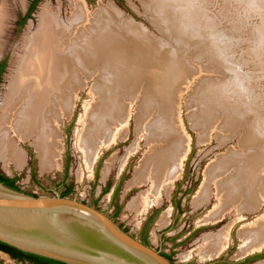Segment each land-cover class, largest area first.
<instances>
[{
    "label": "rangeland",
    "instance_id": "obj_1",
    "mask_svg": "<svg viewBox=\"0 0 264 264\" xmlns=\"http://www.w3.org/2000/svg\"><path fill=\"white\" fill-rule=\"evenodd\" d=\"M82 1L93 13L101 5L113 9L114 29L122 40L115 44L111 43L112 40L102 41L98 51L114 53L117 56L114 67L124 62L122 55L128 51L143 54L145 58L141 63L131 59L136 70L137 66L142 67L141 75L136 76L126 69L133 73L129 74L133 82L115 83L118 88L114 90L109 111L114 120L108 121L109 125L99 123L98 128L95 121H91L92 112H97L102 102L95 88L103 86L106 81H113L114 76L112 79L109 77L112 67H106L105 61L98 60L91 79L87 78L88 71L84 68L74 108L61 126L62 146L55 167L42 170L39 153L30 141H26L19 142L25 150L24 164L18 167L14 163H4L0 158L1 172L10 178L17 177V185L22 191L39 196L54 195L55 192L61 194L73 186L71 197L87 203L96 200L110 182L109 190L101 195L98 204L109 214L113 209L112 194L124 174L125 180L118 194V200L124 203L119 220L135 233L142 225L143 213L147 209L138 212L133 204L151 188L149 184L131 185L136 168L153 146L167 150L178 145L180 160H183L180 177L160 198L148 193V201L161 203L163 198L168 199L174 192L180 199L184 211L179 215L173 212L175 217L178 216L174 218L177 223L166 234H175L179 242L187 238L179 247L182 261L193 264H264V253L254 251L239 256L244 245L240 237L243 229L264 224V52L254 51L256 27L264 23V15L249 14L248 0ZM70 2L41 0L30 18L23 21L32 0H0L5 13L0 30V66L6 63L0 82V111L9 93L21 40L29 28L37 29L41 8L49 4L52 10L62 11L67 17L71 12ZM260 7L264 8V5ZM139 31L149 41L141 43L137 37ZM219 37L224 39L221 41ZM230 64L241 69L240 86L233 83L235 77L229 70ZM105 72H110L109 76ZM143 72L148 73L144 75ZM84 123L85 136L94 137L90 132L96 128L98 133L107 128L104 131L108 133L109 126L115 132L113 140L104 145L90 169L85 164L86 152L76 147L75 132L81 130ZM157 129H167V133L160 135ZM162 140H168V147ZM229 160L241 162L242 173L251 170L252 191L254 189L261 194L262 202L255 206L254 211L239 212V203L244 201L241 200L221 220L207 222L219 204V183H216L236 177L238 168L230 169ZM220 165L223 170L218 171ZM212 171L220 173L221 177H214L216 181L210 182V198L197 205L195 199L207 185V174ZM84 172L87 174L83 176ZM231 183L234 184L233 179ZM135 186V191L127 195ZM251 187L242 188L243 195L252 192ZM169 199L151 228L155 243L161 231L165 230L158 226L159 221L172 210ZM228 228L229 246L219 253H211L210 257L204 256L209 245L206 240ZM0 264L28 263L7 258L0 252Z\"/></svg>",
    "mask_w": 264,
    "mask_h": 264
},
{
    "label": "bare ground",
    "instance_id": "obj_2",
    "mask_svg": "<svg viewBox=\"0 0 264 264\" xmlns=\"http://www.w3.org/2000/svg\"><path fill=\"white\" fill-rule=\"evenodd\" d=\"M71 12L64 17L61 12L52 10L49 4L41 8L39 14V24L35 31L31 28L21 40V45L16 55L14 76L9 84L8 94L0 111V158L4 163H14L18 167L25 162V153L19 142L30 141L32 146L39 153L41 168L47 169L57 164L61 152L62 132L61 126L64 119L69 115L76 99V91L83 79V70L88 71L87 78H93L94 71L98 66V60L106 62V67H112V74L105 72L113 81L109 80L103 86L95 88V92L100 95L101 104L98 111H93L91 121H95V125L99 128V123L109 125L108 121L114 120L112 109L114 90L118 88L115 83L126 82L132 79L129 77V71L141 75L142 67L134 68L131 59L134 61H142L145 56L143 54L126 52L122 56L125 57L124 62L117 63L114 60L115 54L98 51L100 42L112 40L120 43V37L115 31V15L113 9L109 6H102L94 13L90 12L82 0H71ZM5 13L0 7V30L3 27ZM141 43L149 41L145 35L139 31L137 36ZM120 46V45H119ZM127 69V70H126ZM130 71V72H131ZM131 73L130 75H133ZM148 73V72H147ZM143 72V74H147ZM150 73V72H149ZM156 73V72H155ZM104 74V75H106ZM95 76V75H94ZM10 81V80H9ZM109 84V85H108ZM111 84L114 86H111ZM78 94V93H77ZM103 98V99H102ZM4 100V99H3ZM112 100V101H111ZM107 116V117H106ZM105 117V119H104ZM90 122V121H89ZM88 126V122L86 123ZM75 132L77 138V146L81 152H86L85 164L90 169L95 165L99 154L103 150L105 144L111 142L115 136L112 128L107 133L104 130L97 132L92 129L94 137H90L85 131V123ZM85 126V128H84ZM158 130L160 135L166 134V130ZM105 132V133H104ZM153 140H150L152 142ZM162 140L168 147V140ZM159 149L157 145L151 148V152L147 154L145 160H142L138 168H136L133 185H151L150 190L139 196L134 202L133 208L138 212L145 211L151 203L148 201V193L153 196L160 197L161 193L170 190L171 185L181 175L183 160H180L178 145L171 148ZM184 149V148H183ZM79 151V152H80ZM227 164L229 168H238L236 177H230L224 182H217L218 190V208L206 220L207 222H217L229 212L239 201L238 211L243 210L254 211L255 206L261 204V194L255 191L251 185L252 180L249 176L250 171L246 170L242 173L240 169L241 162L229 160ZM249 166V165H248ZM51 169V168H50ZM49 169V170H50ZM223 170L221 165L217 169ZM83 172V171H82ZM87 174L84 172L83 176ZM215 176L221 177V174L211 172L207 174V185L202 188L195 204H204L211 195L210 182H214ZM244 177V178H243ZM234 180V184L231 180ZM249 186L251 191L243 195L241 189ZM163 218L162 221H165ZM260 226V225H259ZM255 226V228H245L240 233V237L244 242L240 257L245 256L254 251L264 249V224L263 226ZM230 228L224 230L215 237L206 240L208 245L207 253L204 256H211L226 249L229 246ZM228 233V235H227ZM209 238V237H208Z\"/></svg>",
    "mask_w": 264,
    "mask_h": 264
},
{
    "label": "water",
    "instance_id": "obj_3",
    "mask_svg": "<svg viewBox=\"0 0 264 264\" xmlns=\"http://www.w3.org/2000/svg\"><path fill=\"white\" fill-rule=\"evenodd\" d=\"M0 242L65 264H175L103 209L56 192L32 196L1 182Z\"/></svg>",
    "mask_w": 264,
    "mask_h": 264
},
{
    "label": "flooded vegetation",
    "instance_id": "obj_4",
    "mask_svg": "<svg viewBox=\"0 0 264 264\" xmlns=\"http://www.w3.org/2000/svg\"><path fill=\"white\" fill-rule=\"evenodd\" d=\"M124 180H125V177L123 174L115 186L114 193L112 194L113 195V198H112L113 209H112V212L110 213V215L112 218H114L121 225V227H124L126 231L132 233V230L130 228H128V226L124 225L123 222H121L119 220V216L123 210L124 203H122L118 200V194L121 190V187L123 185ZM110 185L111 184L109 182L102 189L101 195H103L106 191L109 190ZM131 185H133V184H131ZM135 188H136V186L134 188H131L130 191L127 192L128 193L127 195H129V193L135 191L134 190ZM101 195L96 200H94L92 203H89V204L100 208V206L98 204L100 202ZM169 198L171 199V202H172V210L165 213V216H164L166 218L165 221H162L163 218L159 221L158 226L161 225L162 229H165V230L161 231V234H160L161 236H160V238H158L157 243H155L152 240L153 238L151 236V228H152V226H154L156 224L158 217L163 212L164 203ZM168 199L163 198L161 200L162 201L161 203H153V200H152L151 203L148 205L147 210L144 213L142 212L144 215V220L142 222V225H140L138 227V229L136 230V232L132 233V234L134 236L138 237L142 242L153 246L156 250L160 251L165 257L170 259L175 264H182V263L183 264H193L192 262L185 263L184 261H182V258H180V256H179V251H180L179 247L184 244V242L186 241L187 238H185L183 242H179L178 238H177V236H175V234H173V235L166 234L177 223V220L174 218H176L178 216L175 217V213L173 214V212L175 211V212H177V215H179L181 212L184 211V207L180 203V199L175 196V192L170 193V195L168 196ZM158 202H159V200H158ZM219 257L216 256L215 258H219ZM208 260H211V259H208ZM216 262L217 261H215L214 263H216ZM28 264H30V263H28ZM210 264H213V263H210Z\"/></svg>",
    "mask_w": 264,
    "mask_h": 264
},
{
    "label": "trees",
    "instance_id": "obj_5",
    "mask_svg": "<svg viewBox=\"0 0 264 264\" xmlns=\"http://www.w3.org/2000/svg\"><path fill=\"white\" fill-rule=\"evenodd\" d=\"M40 1L41 0H32V3H31L30 8L28 10V13L26 14L23 21L30 18V16L35 11V9H36V7ZM5 66H6L5 62L2 63L0 66V82H1V75L4 72ZM33 179H34V177H33ZM18 180L19 179L17 177H14V178L7 177L6 175H4L0 171V182L1 183L5 184L9 188L15 189L17 191H22L19 188V186L17 185ZM72 191H73V186H69L61 193V196L64 198L71 197ZM23 192H25V191H23ZM25 193L32 195V196H38V195L33 194V193H27V192H25ZM50 194L53 195L52 193H50ZM0 251L10 255L12 259H14L18 262H24V263H30V264H65L63 262H59V261L43 258L40 256L24 253V252H22L16 248H13V247L6 245L4 243H1V242H0Z\"/></svg>",
    "mask_w": 264,
    "mask_h": 264
},
{
    "label": "clouds",
    "instance_id": "obj_6",
    "mask_svg": "<svg viewBox=\"0 0 264 264\" xmlns=\"http://www.w3.org/2000/svg\"><path fill=\"white\" fill-rule=\"evenodd\" d=\"M249 5V14L255 13L257 16L264 15V8H261L260 5H264V0H248ZM256 34L257 39L255 41L254 51L256 52H264V23L258 25L256 27ZM214 39H217L214 37ZM219 40H223V37H219ZM229 70L232 72L235 80L233 81L234 84L240 86L242 81L240 80L241 69L236 65H229Z\"/></svg>",
    "mask_w": 264,
    "mask_h": 264
}]
</instances>
